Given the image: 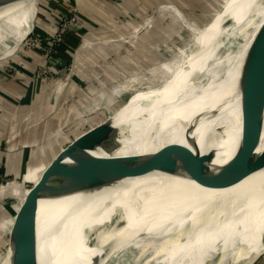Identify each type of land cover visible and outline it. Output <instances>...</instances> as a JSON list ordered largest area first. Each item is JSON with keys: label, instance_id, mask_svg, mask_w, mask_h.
I'll use <instances>...</instances> for the list:
<instances>
[{"label": "bare ground", "instance_id": "bare-ground-1", "mask_svg": "<svg viewBox=\"0 0 264 264\" xmlns=\"http://www.w3.org/2000/svg\"><path fill=\"white\" fill-rule=\"evenodd\" d=\"M36 3L37 1L26 7L17 8L14 11H11L14 9L11 8L0 13V43L5 42L9 36L12 40V51L5 53L3 55L4 58L16 51L18 47L13 49L17 44L15 41L19 39V36L24 34L30 24H35L32 15L35 11ZM224 9L225 14L222 16V19L210 25L208 24L205 29H193L196 36L193 42H191V51L204 45L223 26L229 24H233L234 28L240 26L245 28L247 26L251 27L249 29L251 33L246 32L244 37L247 39V44H244L245 47H243L244 45L242 47L239 46L236 50L230 45L231 43H229V46L226 45V42L221 43L209 56L205 64L199 67L197 74L186 91L180 97L175 98L174 104H171L173 100L164 103V114L157 112L148 116L144 112L138 113L136 110L126 122L118 126L125 132V129L128 127L127 125L130 124L129 121L133 120L136 122L134 129L137 135L134 133L135 135L133 136L132 133V137L131 135L128 137L122 136L123 139L120 141V146L112 153V155L118 157L121 169L132 171L143 167L147 161L160 154L167 146L176 142L185 144L184 130L195 119L198 112H201L199 110L202 109L198 108L197 111L195 110L190 114L185 111L173 114L171 113L172 108L178 103L182 104L191 100L202 98H208V101L213 100V96H217L218 93L228 87V84L231 82L230 80L223 85L221 84L222 86L218 88L219 79L227 71L233 59L238 55L239 50L241 51L242 49L241 52L243 53L246 51L251 39L264 21V0H232ZM176 14L179 15V13ZM225 45L228 48L223 53L221 50ZM191 51L189 54L187 52L186 54L184 53L183 58L176 62L174 70H169L165 78L161 79L163 85L158 84V86L156 83H150L145 88H139L134 84H125L124 86L115 84L112 94L120 98L127 91L134 89V92L130 96L131 98L126 97L128 100L133 98V100L139 101L150 100L151 98L153 102L157 98L168 95L170 92L169 86L173 85L176 80L175 78L179 75V73L174 74V72L176 70L178 72L181 69L180 67L188 62V60H191L192 56L196 54ZM153 60L155 61V59ZM112 94L109 93L107 97L113 96ZM228 111L219 117L211 119L210 121L216 123L212 127L203 130V134L200 133L198 128L194 136L199 141V146L203 153L209 149H216L217 151L216 158L202 174V181L199 178H192L188 175L179 177L163 174L139 179L128 177L116 189L103 188L92 193H70L79 165L73 160L70 165H67V161L63 157L60 164L67 165L68 168L57 183L54 182L49 186L50 189L61 193L56 197L39 200L38 210L44 206L43 213L39 221L37 213V221L28 223L29 225L35 223L34 227L27 235L25 234L26 231L21 234V237L17 239L14 251H17L18 255L25 248L26 244L29 243L24 263L36 261L39 264H83L82 260H85L86 254L93 255L94 259L102 251L101 248H96L94 244L96 241V225L105 223L110 234L109 237L107 236V239H110L118 224V213L123 215L124 220L128 221V219L131 220L130 215H133L131 214L130 207L137 209L135 214H138L139 212H146V208L152 205L151 201L156 203V205H160V208H165L168 205L176 203L181 205L180 202L191 198L196 202L191 207L185 209V214L180 212L172 218L167 216L163 221L157 220L160 223L159 226L164 229L159 230L160 234L158 237L151 238L152 244L149 247L153 245L154 247L161 246L160 240L172 237V234L178 233V231L185 229L187 226L196 229L197 222L202 213L213 212L210 210L216 212L222 211L226 215L236 213L239 214L241 220L230 225L231 229H227L228 234L221 236V241L227 244L233 240L231 243L233 244L232 253L234 255L238 246L236 243L244 244L245 249L248 251L242 254L239 259L251 263L263 251L261 247L256 244L253 245V242L254 235L264 229V167L260 169L255 168L257 165L251 163L250 158L251 155L260 156L264 154V134L261 147L257 152L248 156L250 157L249 159L244 160L245 158L238 159L237 157H233L234 151L232 152L231 150L235 143L236 133L240 131L237 129L240 119H238L239 114H237L235 109ZM259 111H264V84L259 88L258 95L248 113H257ZM145 123H152L153 128L140 134L138 127L142 125V130ZM158 124L160 126H157ZM162 126L165 130L160 133ZM221 126L224 130L221 134L222 136L220 135L221 139L206 148V137L210 139L211 136L216 135V128ZM148 128H150L149 125ZM218 176L219 178L241 177L242 180L231 186L218 189L206 186L208 181ZM150 186H159L160 190H162L157 198H155V201L154 193H142V190L145 191L151 188ZM167 186L169 187L164 191L163 188ZM147 215H137V217L138 219L146 218ZM152 216L154 218V215ZM151 226L154 229H160L155 228L157 225ZM238 226L240 227L239 231H237ZM127 228L124 227L122 231H118L116 234L120 235L123 232L131 234ZM152 228L150 227L145 230L153 234ZM133 229L136 230L135 228ZM24 238L26 239L25 241ZM140 238L145 240V237ZM211 241V236L209 237L204 233L198 248L187 249L188 247H185V243L180 241L172 245L169 244V246H166L165 253L159 256V258L166 264H179L176 262L178 257L181 260L184 255L193 251L190 257L193 259L189 264H204L205 260L210 259L213 251ZM144 242L138 240L135 242L136 244H132L131 246L138 249V246H141ZM144 252L140 254L142 255ZM141 255L137 256L140 257ZM14 259L15 257L11 256L9 263H13ZM86 263L88 262L86 261Z\"/></svg>", "mask_w": 264, "mask_h": 264}, {"label": "rangeland", "instance_id": "rangeland-1", "mask_svg": "<svg viewBox=\"0 0 264 264\" xmlns=\"http://www.w3.org/2000/svg\"><path fill=\"white\" fill-rule=\"evenodd\" d=\"M70 1L72 0L68 2ZM191 1H195V3L199 4V7L193 6ZM231 1L232 0H183L182 6L184 8L180 7L181 9L174 7L172 4H165L164 7H170V9H175V12L179 13V15L175 13V17L170 18V20H175L181 23L182 26L180 28L171 25L169 30L166 28L169 32L164 35L156 31L153 41L148 43L150 44L149 47L151 49L153 48L152 53L146 55L142 59H138V61L124 59L123 63H120V57L123 54L122 51L118 52V54L114 52L111 54L106 53L103 57L98 59L97 63L90 70H86L87 72L84 73L82 65L84 62L77 64L71 60L67 53L64 57L58 54V47L64 42L66 36L60 43H53L52 45H48L45 40L47 37L55 34L57 23L60 22L62 16L65 17L75 12L76 15L80 16L82 21L85 20L79 12L80 10H78V8L77 10H69V8H65L61 5L59 6L58 0H38L32 15L35 24H30L24 34L19 36V39L15 41L17 44L13 49L18 47L16 51H14L12 55L4 58L3 55L5 53L12 51L11 37L9 36L5 42L0 43V133L4 131L7 125V116L11 113L13 117V114L17 113L13 111L9 112L10 110L7 109L9 107L18 109V101L24 100V94L27 95L25 96L27 100L30 94V103L28 106L31 102L34 104L33 93L35 92L36 86L40 84L42 85V92H44V99L47 100L43 101L47 104V107L41 110L43 120H36L34 116V105L32 106L31 104L29 107L25 106L29 113L27 114L28 117L26 116L25 119L27 127L20 142L22 149L33 150L34 153L38 151L36 156L38 157V164L42 160L44 164L47 162L46 166L58 154L57 152L69 144L77 135L84 131L87 132L92 130L85 138L91 137L93 134L92 132L108 119H116L115 125L120 126L122 123L126 122L136 110L138 113L144 112L148 116L157 112H159V114H164L165 104L162 108L159 107L155 112H152L151 108L154 103L153 101H136L133 100V98L128 100L126 97H130L134 89L127 91L124 95H121L120 98L114 96L112 94L114 85L124 86L125 84H134L139 88H145L150 83H156L157 85L161 84V79L165 78L169 70H174L177 64L176 62L183 58V54H186V52L187 54L190 53L191 42H193L196 36L193 29H204L211 21L213 23L222 19L226 9H224V7ZM161 7H163V5L158 9ZM101 10L102 8H100L99 12ZM102 13L111 16L107 11ZM150 16H152V14ZM154 17L155 15L153 18ZM121 18L123 19L124 17ZM113 20L117 22L121 19L115 17ZM54 21H56L55 24ZM167 21H169V19ZM196 23L201 27L195 26ZM240 41L241 40L238 39L236 43ZM34 43H36V45H34ZM226 45L221 50L223 53L227 51L229 46ZM233 49H236V46L233 45ZM153 59H155V61ZM87 66L86 69H88ZM14 92L17 94L19 92L23 96L19 97L15 94L16 97L14 98V96L11 95L14 94ZM109 93L113 96L107 97ZM15 102L16 106L14 107L13 103ZM145 102H147V104ZM164 130L165 128L162 126L160 133ZM46 144L51 145L50 147L52 150L53 148L55 149L53 150V154L50 155L46 153L47 149L50 148H46ZM39 149L41 150L40 153ZM63 157L66 159L67 165H70L73 160L71 156L66 154ZM67 165H62V163L57 165V168L53 171L48 181V187L54 182L57 183L62 178L68 168ZM46 166L35 176L33 181L37 180ZM14 179V177H8L6 174H3L0 170V181L4 182L0 186V220L7 209L16 203L17 199L21 197L33 182L27 181L28 183H25L21 180L15 181ZM44 208L45 207L42 206V208L38 210V221ZM210 211L213 212L208 211L200 215V219L198 222L196 221V229L187 226L185 229L178 231V233L172 234V237L160 240L161 246L154 247L153 245L149 247L143 253L144 255L138 254L141 256H135L128 263L166 264L159 258V256L165 253L166 246L180 241L185 243V247H188L187 249L191 250L193 247L198 248L204 233L209 237L211 236V247L213 248L210 259L205 260L204 264L247 263V261L239 259L242 254L248 251L245 249L244 244L236 243L238 246L236 247V254L234 255L232 253L233 244L231 243L233 240L227 244L221 241V236L228 234V230L231 229L230 225L241 220L239 214L230 213L226 215V213H222V211ZM14 223L15 216H11L6 226L1 228L0 231V261H3L2 264H13L9 262L11 259V252L14 251L17 239H19L21 234L23 232L25 233V231L27 235L35 224H26L14 231ZM239 230L240 227L238 226L237 231ZM26 239L24 238V241ZM254 244L261 247L263 251L252 264H264V229L260 231V233L254 235L253 245ZM6 249H8V253L10 254L5 259L3 253L6 252ZM192 252L184 255L181 260H179L178 257L176 262L179 264L191 263L193 259L190 258ZM93 257V255L86 254L85 260L88 263L82 260L83 264H93Z\"/></svg>", "mask_w": 264, "mask_h": 264}, {"label": "water", "instance_id": "water-1", "mask_svg": "<svg viewBox=\"0 0 264 264\" xmlns=\"http://www.w3.org/2000/svg\"><path fill=\"white\" fill-rule=\"evenodd\" d=\"M36 1L38 0H0V13L11 8H14L11 10L14 11L17 8L26 7ZM250 28V26L246 28L243 26L234 28L233 24L223 26L209 38L208 42L196 48L193 51L196 54L192 56L191 60H188V62L180 67L181 69L178 72L177 70L174 72V74L179 73V75L175 78L176 80L173 85L169 86L170 92L168 95L157 98L154 101L151 108L152 112H155L159 107L162 108L164 103L171 100H173L171 104H174L175 98L180 97L186 91L197 74L199 67L205 64L209 56L221 43L226 42L228 45L231 43L230 45L236 46V50L239 46L246 45L247 39L244 37L246 32L251 33L249 32ZM238 39L241 41L236 43ZM241 51L239 50L238 55L233 59L227 71L219 79L220 83L218 88L229 80L231 82L217 96H213V100L208 101V98L191 100L182 104L178 103L172 108L171 113L173 114L179 111H185L190 114L195 110L197 111L198 108L202 109L199 110L201 112H198L195 119L184 130L185 144L179 142L171 144L160 154L147 161L143 167L132 171H125L120 168L118 157L112 155V153L120 146V141L124 136L128 137L131 135L132 137V133L133 136L136 134L134 129L136 122L133 120L129 121L130 124L127 125L126 131L123 132L120 127L115 125L116 119H108L92 132L91 137L85 138L92 130L84 131L85 133L82 132L77 135L58 152L54 159L47 164L37 180L33 181L21 197L17 199L16 203L10 206L3 214L0 220V231L1 228L6 226L11 216H15L14 231L28 223L36 222L39 200L42 198L56 197L61 193L50 189L48 187V181L66 154H69L73 161L79 165L70 193H92L103 188L116 189L128 177L139 179L163 174L179 177L188 175L192 178H199L202 181L201 176L209 167V164L216 158L217 151L216 149H209L203 153L200 149L199 141L194 137L196 131L199 128L200 133L203 134V130L212 127L216 123L210 121L211 119L219 117L228 110L235 109L237 114H239L238 119H240V122L238 121L239 126L237 129L240 131L236 133L235 143L231 151H234L233 157H237L238 159L245 158L244 160L249 159L250 157L248 156L257 152L261 147L264 134V111L248 113V110L258 95L259 88L264 84V21L251 39L246 51L244 53ZM159 85H163V83ZM145 103L147 104V102ZM148 125L150 128H148ZM143 126L144 128L142 130V125L138 127L140 134L153 128L152 123H145ZM157 126L160 125L158 124ZM216 129V135L211 136L210 139L206 137V148L221 139V134L224 131L223 127L221 126ZM250 160L251 163L257 165L255 168L260 169L264 167V154L260 156L251 155ZM219 176L208 181L206 186L218 189L231 186L242 180L241 177L219 178ZM150 187L145 191L142 190V193H154L155 201V198H157L162 190H160L159 186ZM168 187H164V191ZM195 202V200L187 198L185 201L180 202L181 205L176 203L168 205L165 208H160V205H156V203L151 201L152 205L146 208V212H139L138 214H135L137 209L130 207L131 214H133L130 215L131 220H124L123 215L118 213V224L110 239H107L110 234L106 224L96 225V241L94 244L96 248H101L102 251L95 256L93 264H129L128 262L135 256L147 250L152 244L151 238L158 237L160 234L159 230L164 229L159 226L160 223L157 220L163 221L167 216L172 218L180 212L185 214V209L194 205ZM143 214L148 215L146 218L138 219L137 215L142 216ZM152 215H154V218ZM131 221L132 223L130 224ZM151 225H157L155 228L160 229H154ZM124 227L131 234L125 232L120 235L116 234L118 231H122ZM150 227L153 230L152 232H154L153 234L145 230ZM140 237H145V240ZM138 240L145 242L136 249L131 245L136 244L135 242ZM9 254L8 249H6L3 257L6 259ZM11 256L17 257V251H12ZM2 262L0 261V264ZM252 262L247 263L252 264ZM24 264L39 263L36 261H27Z\"/></svg>", "mask_w": 264, "mask_h": 264}, {"label": "crops", "instance_id": "crops-1", "mask_svg": "<svg viewBox=\"0 0 264 264\" xmlns=\"http://www.w3.org/2000/svg\"><path fill=\"white\" fill-rule=\"evenodd\" d=\"M58 0L59 6L65 8L80 10L83 16V25L66 34L64 42L58 47V54L61 57L67 53L73 62L77 64L83 63L84 73L90 70L106 53H117L122 51L120 63L124 59H138L144 58L146 55L152 53L149 47L150 41H153L156 31L163 35L168 33L171 25L181 28V23L174 18L175 9L164 7L165 4H172L179 9L182 6L183 0ZM193 6L199 4L191 1ZM161 5L160 9H158ZM191 5V6H192ZM181 7V8H180ZM100 8L102 10L99 12ZM109 12L111 16H107L102 12ZM152 14V16H150ZM155 17L153 18V16ZM90 16V17H89ZM118 17L121 20L115 22L113 18ZM121 17H124L123 19ZM127 17V18H125ZM200 18V17H199ZM198 18V19H199ZM169 19V21H167ZM167 21V23H166ZM56 21H54V24ZM195 26H199L196 25ZM201 27V26H199ZM168 30H167V29ZM177 29V28H176ZM85 64V65H84ZM88 65V66H87ZM86 66L88 69H86ZM39 85V84H38ZM42 85L36 86L34 94V116L36 120L42 121V111L47 104L42 92ZM17 94H11L16 97ZM19 97L23 96L18 92ZM18 101L16 108H8L9 112L13 111V117L10 113L7 125L4 131L0 133V170L8 177H14L15 181L21 180L22 182L33 181L35 176L46 166L42 160L38 164V151L22 149L21 140L25 133L27 124L25 123L26 116L28 117L27 107L30 103L29 99ZM14 107L16 102L13 103ZM12 105V103H11ZM24 107V108H23ZM30 111V110H29ZM26 137V136H25ZM25 139V138H24ZM27 139V138H26ZM7 146V147H5ZM51 145L46 144L48 148ZM19 149V150H18ZM53 150H55L53 148ZM53 150L47 149L48 154H53ZM41 150L39 149V153ZM59 152V151H58ZM57 152V153H58ZM27 182V183H28ZM4 182L0 181V186ZM29 243L25 248L15 257L13 264H23L26 251L28 250Z\"/></svg>", "mask_w": 264, "mask_h": 264}, {"label": "built area", "instance_id": "built-area-1", "mask_svg": "<svg viewBox=\"0 0 264 264\" xmlns=\"http://www.w3.org/2000/svg\"><path fill=\"white\" fill-rule=\"evenodd\" d=\"M82 25L83 21L81 20L80 16L75 14V12L65 17L62 16L60 22L57 23L55 34L47 37L45 40L48 45H52L53 43H60L64 40V37L67 33L80 28ZM34 45H36V43H34Z\"/></svg>", "mask_w": 264, "mask_h": 264}]
</instances>
